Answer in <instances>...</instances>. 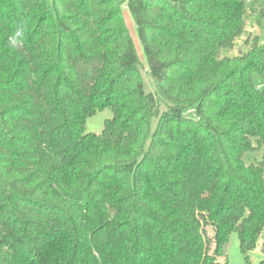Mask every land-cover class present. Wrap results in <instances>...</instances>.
I'll return each mask as SVG.
<instances>
[{
	"label": "trees",
	"instance_id": "obj_1",
	"mask_svg": "<svg viewBox=\"0 0 264 264\" xmlns=\"http://www.w3.org/2000/svg\"><path fill=\"white\" fill-rule=\"evenodd\" d=\"M254 24L264 0H0V264H230L234 234L264 253Z\"/></svg>",
	"mask_w": 264,
	"mask_h": 264
},
{
	"label": "rangeland",
	"instance_id": "obj_2",
	"mask_svg": "<svg viewBox=\"0 0 264 264\" xmlns=\"http://www.w3.org/2000/svg\"><path fill=\"white\" fill-rule=\"evenodd\" d=\"M124 19L128 25V28L130 30V33L132 35V38L135 42L136 48L139 53V57H140L139 68L144 79L145 91L153 92L154 82L151 77L149 67L147 64V59L144 54V50L137 33L136 24L131 14L126 9H124ZM248 29L255 34H258L261 38V41L264 42V28L259 29L257 25L254 24L249 26ZM245 38L246 36H244L242 39H238L234 49L223 50L222 52L223 55H228V56L238 55L242 50H244L243 44ZM255 81L258 85H260V87H264V76L255 75ZM112 117H113V113L110 109L97 111L88 118L85 129L86 133H96V134L102 133L104 129L105 121ZM261 246H262V240L260 239L258 241V245L256 249L252 253H250V263H248L243 253L241 252L239 238L237 234H234L231 237L229 244L227 245L226 254L228 261L230 264H261L262 261H264V253L262 252Z\"/></svg>",
	"mask_w": 264,
	"mask_h": 264
}]
</instances>
